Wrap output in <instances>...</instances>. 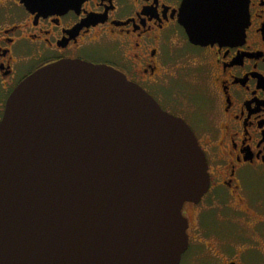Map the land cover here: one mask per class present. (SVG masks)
Returning a JSON list of instances; mask_svg holds the SVG:
<instances>
[{
    "label": "water",
    "instance_id": "1",
    "mask_svg": "<svg viewBox=\"0 0 264 264\" xmlns=\"http://www.w3.org/2000/svg\"><path fill=\"white\" fill-rule=\"evenodd\" d=\"M248 20L249 0H185L180 14L201 47L236 44ZM209 186L192 129L122 73L45 67L0 123V264H180L182 210Z\"/></svg>",
    "mask_w": 264,
    "mask_h": 264
},
{
    "label": "flooded vegetation",
    "instance_id": "2",
    "mask_svg": "<svg viewBox=\"0 0 264 264\" xmlns=\"http://www.w3.org/2000/svg\"><path fill=\"white\" fill-rule=\"evenodd\" d=\"M184 1L0 0V123L15 89L45 67L119 71L185 121L207 159L209 190L182 210L180 264H264V0H249L244 38L208 47L190 43L180 24Z\"/></svg>",
    "mask_w": 264,
    "mask_h": 264
},
{
    "label": "rangeland",
    "instance_id": "3",
    "mask_svg": "<svg viewBox=\"0 0 264 264\" xmlns=\"http://www.w3.org/2000/svg\"><path fill=\"white\" fill-rule=\"evenodd\" d=\"M184 64H186L188 67H192V65H190V64H188V63H184ZM189 71V70H188ZM189 74H191V73H189ZM174 82L175 81H173V82H171L169 85H168V87L169 86H173L174 85ZM182 87H185V85H181ZM199 118H197V117H188L187 118V121L188 122H190L191 123V125L193 126V127H195L196 126V124H198V122H199V120H198ZM184 260H183V264H186L187 262H189L190 261V259H191V256H190V258H189V256H185L184 258H183ZM189 264H193V262H192V260L190 261V263Z\"/></svg>",
    "mask_w": 264,
    "mask_h": 264
}]
</instances>
